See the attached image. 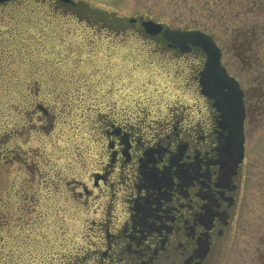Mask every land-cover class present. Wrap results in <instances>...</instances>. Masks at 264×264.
Segmentation results:
<instances>
[{"label":"rangeland","instance_id":"rangeland-1","mask_svg":"<svg viewBox=\"0 0 264 264\" xmlns=\"http://www.w3.org/2000/svg\"><path fill=\"white\" fill-rule=\"evenodd\" d=\"M74 1L71 7L54 0L0 4V152L7 156L0 159V224H6L0 240L22 264H61L94 247L97 234L90 227L102 216L99 201L86 205L73 193L75 181L93 187L100 160L94 120L119 110L118 102L130 95L163 105L190 100L180 88L200 67L195 55L176 57L158 48L140 34V22H130L142 17L187 29L178 26L173 9L151 12L163 16L158 21L146 16V0ZM203 19L223 64L253 98L243 199L214 264H264V44L256 59L244 52L242 65L240 48L233 50L234 29Z\"/></svg>","mask_w":264,"mask_h":264},{"label":"flooded vegetation","instance_id":"flooded-vegetation-1","mask_svg":"<svg viewBox=\"0 0 264 264\" xmlns=\"http://www.w3.org/2000/svg\"><path fill=\"white\" fill-rule=\"evenodd\" d=\"M54 2L76 5L74 0ZM142 21L130 20L135 26L140 22V34L155 39L158 48L176 57L195 55L200 67L180 88L190 100L163 105L130 95L118 102L119 110L94 120L100 160L93 187L75 181L73 189L83 204L99 201L102 212L90 227L97 241L85 258L95 264H214L232 235L243 199L249 91L244 90L241 156L213 101L201 92L204 52L195 46L183 52L161 34L147 33Z\"/></svg>","mask_w":264,"mask_h":264},{"label":"trees","instance_id":"trees-1","mask_svg":"<svg viewBox=\"0 0 264 264\" xmlns=\"http://www.w3.org/2000/svg\"><path fill=\"white\" fill-rule=\"evenodd\" d=\"M145 3L150 5L148 15H146L149 18H157L152 13L160 8H171L181 19L178 26L182 24L187 29H200L209 33L210 27L198 18L215 21L225 29L233 28L235 43L233 50L236 52L240 48L241 53L237 57L241 63L246 59L244 52H251L250 58L256 59L258 47L264 44V38H261L264 35V0H146ZM189 16H194L195 20H189ZM255 17L258 19L248 22L249 19ZM162 18L163 16H158L157 19L162 21ZM249 96L252 98L251 93ZM6 157L2 153L0 159ZM2 225L6 226L4 223L0 224ZM3 226L0 228V233ZM4 245V240H0V264H22V261L13 254V248L6 251ZM78 256V258L69 256L61 264L88 263L83 255Z\"/></svg>","mask_w":264,"mask_h":264},{"label":"water","instance_id":"water-1","mask_svg":"<svg viewBox=\"0 0 264 264\" xmlns=\"http://www.w3.org/2000/svg\"><path fill=\"white\" fill-rule=\"evenodd\" d=\"M10 1L13 0H0V4ZM61 1L70 2L71 0ZM142 24L148 33L152 35L162 33L168 42L176 44L183 52H188L190 46L200 47L203 50L206 58L199 72L201 92L214 101L213 105L224 120L233 144L240 149L243 156L246 118L244 91L238 80L232 77L222 64V50L214 38L199 29H171L153 20H145Z\"/></svg>","mask_w":264,"mask_h":264}]
</instances>
